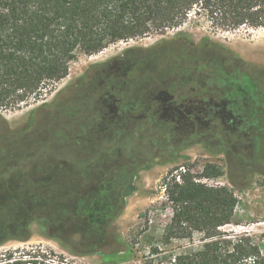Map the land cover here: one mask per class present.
<instances>
[{
  "label": "trees",
  "instance_id": "1",
  "mask_svg": "<svg viewBox=\"0 0 264 264\" xmlns=\"http://www.w3.org/2000/svg\"><path fill=\"white\" fill-rule=\"evenodd\" d=\"M191 17L213 31L264 28V0H0V245L28 240L34 222L76 254L127 249L104 227L121 212L135 173L152 154L167 151L156 150L149 129L144 130L146 117L141 129L123 127V104L132 102L136 107L130 114L145 115L150 111L145 102L172 83L169 76L189 74L190 86H212L214 75L199 65L231 62L233 55L207 44L199 48L200 59L184 61L180 56L193 51V42L168 41L143 49L142 61L132 69L125 66L126 52L90 65L79 83L64 86L51 103L36 107L23 129L12 131L1 112L38 100L67 76L77 53L95 54L115 42L176 28ZM231 150V159L243 163L242 153ZM248 150L255 154L253 144ZM254 161L250 157L246 165ZM179 169L162 178L171 217L141 264H264V252L246 232L223 229L233 222L238 202L233 191L199 180L220 177L221 168L206 163L199 174ZM103 187L112 216L103 229L95 225L82 236L77 229L93 216L87 206ZM0 264L66 263L62 256L17 248L1 252Z\"/></svg>",
  "mask_w": 264,
  "mask_h": 264
},
{
  "label": "rangeland",
  "instance_id": "2",
  "mask_svg": "<svg viewBox=\"0 0 264 264\" xmlns=\"http://www.w3.org/2000/svg\"><path fill=\"white\" fill-rule=\"evenodd\" d=\"M168 41L188 44L193 42L195 45L193 51L179 55L184 61L200 59L202 57L200 47L207 44H216L233 55L231 62L227 60L219 62L214 59L212 64L203 62L199 67H204L205 71L214 75L215 83L212 86H221L226 91L231 106L245 109V105H249L251 116L247 121L246 131L248 141L254 145L255 154L247 148L242 152L243 163L240 160L228 161L225 150L213 151L216 148L211 145L194 143L176 148L166 157L159 156L150 160L146 167L132 177L129 190L123 198L121 212L111 218L109 224L104 227L112 235V241L127 247L125 251L76 254L71 250L70 244L46 236L42 227L33 222L30 225L31 235L28 240H9L0 245V253L17 248H34L47 255L62 256L66 264H141L142 255L147 253L151 245L159 242L163 229L171 217V208L161 185L162 178L169 172L176 175L180 171V166L199 174L206 163L218 165L223 174L218 178L199 180L207 185H225L238 199L233 222L223 229L236 233L246 232L264 252V28L240 27L231 31H213L204 21H196L191 17L176 28L115 42L95 54L77 53L70 63L67 76L45 91L38 100L32 99L17 109L3 110L1 114L12 131L23 129L36 107L43 103H51L54 95L65 85L79 83L90 65L102 64L126 52L128 55L125 66L132 69L137 60L142 61L139 53H142L143 49L158 47ZM156 52L158 51L154 53ZM173 55L171 60L177 57ZM172 67L176 68V64ZM187 71L188 69L183 71V75L188 73ZM175 72L181 71L175 69ZM180 77L169 76V79L175 83ZM186 77L189 79V74ZM250 157L255 159L253 166L246 165ZM234 184L241 186L237 187ZM108 195L104 187L93 195L91 205L87 206L93 216L90 215L91 219L85 228L77 229L82 236L90 235L95 225L103 229L104 220L112 216ZM87 227L89 230H84ZM74 233L73 240L76 239ZM194 241L198 243L197 236Z\"/></svg>",
  "mask_w": 264,
  "mask_h": 264
},
{
  "label": "flooded vegetation",
  "instance_id": "3",
  "mask_svg": "<svg viewBox=\"0 0 264 264\" xmlns=\"http://www.w3.org/2000/svg\"><path fill=\"white\" fill-rule=\"evenodd\" d=\"M189 81L182 76L175 83L164 84L145 102L146 109L150 110L145 115L130 114L136 106L132 102L124 103L120 123L123 127L136 125L133 130H138L143 127L141 122L146 117L148 123L144 130L149 129L151 139L157 143L156 150L167 151L166 155L152 154L147 161L159 156L166 157L172 150L194 143L211 145L216 148L213 151L225 150L227 160L233 161L229 152L231 149L233 154L239 156L252 145L246 131L251 116L249 105L246 104L245 109H236L231 106L221 86H190Z\"/></svg>",
  "mask_w": 264,
  "mask_h": 264
},
{
  "label": "built area",
  "instance_id": "4",
  "mask_svg": "<svg viewBox=\"0 0 264 264\" xmlns=\"http://www.w3.org/2000/svg\"><path fill=\"white\" fill-rule=\"evenodd\" d=\"M204 180H206V178Z\"/></svg>",
  "mask_w": 264,
  "mask_h": 264
}]
</instances>
